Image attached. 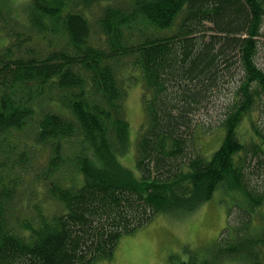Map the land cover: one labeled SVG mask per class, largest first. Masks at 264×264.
<instances>
[{
	"label": "trees",
	"instance_id": "16d2710c",
	"mask_svg": "<svg viewBox=\"0 0 264 264\" xmlns=\"http://www.w3.org/2000/svg\"><path fill=\"white\" fill-rule=\"evenodd\" d=\"M13 13L0 0V264H102L125 234L161 213H192L227 182L255 193L233 216L248 226L240 243L223 242L224 260L264 264V193L251 182L264 165L247 160L248 147L264 156V136L255 127L254 145L237 134L264 111V0H32L28 24ZM126 66L144 85L134 169L118 160L130 133ZM200 127L224 129L208 160ZM207 257L178 264H217L221 253Z\"/></svg>",
	"mask_w": 264,
	"mask_h": 264
},
{
	"label": "rangeland",
	"instance_id": "374dc122",
	"mask_svg": "<svg viewBox=\"0 0 264 264\" xmlns=\"http://www.w3.org/2000/svg\"><path fill=\"white\" fill-rule=\"evenodd\" d=\"M31 1L10 0L13 14L19 19V22L29 23L28 13L31 8ZM15 29H19V27H15ZM2 33L3 31H0V45L5 46L8 44V37ZM32 34L37 33L32 32ZM263 37L264 34L259 38V41ZM255 62L258 67L260 66L264 70V46L262 47L260 44H258ZM122 72L124 76H127V82H129L128 87L126 86L127 91L124 98V106L129 120L130 133L128 144L121 151L118 160L124 167L134 169L136 163V143L146 120L144 85L141 72L138 69L132 66H126ZM238 73L239 69H237V74L234 76L236 77L234 81H229L231 79H228V85L225 91H223L225 93L223 97L218 99V101L212 98L217 101L218 110L221 109L222 104L228 98L230 99V93L235 89L237 79L240 76H238ZM31 125L28 128V132L32 134L33 127ZM255 127L264 136V111L256 109L246 115L241 122L238 135L244 142H247L246 144L258 145L260 143V137L254 130ZM199 129L200 131L196 133V141L201 146L203 157L208 160L219 148L224 137V129L221 127L211 129L200 127ZM186 147L188 148L187 143ZM247 149L253 154L250 157L251 159H247L251 161L253 167L257 166L260 161L261 165H264V156L260 155L263 154L261 151L256 152L252 147H248ZM48 157L49 149L46 148L44 154L39 157L38 164H46ZM103 164H106L105 161ZM101 168L106 170L105 167ZM254 169L256 170L257 168ZM251 178V182L253 181L252 184L259 186L255 191L264 193V189L261 186L264 179L263 169L258 168L251 175ZM114 182L118 181L114 180ZM39 187L44 190L43 183H40ZM224 188L225 192H222ZM244 192L231 188L227 182L225 187L221 185L217 188L212 196L213 200L210 199L203 205L197 206L192 213L175 212L173 215L165 213L158 214L143 226L122 236L116 244L112 256L101 262H103L102 264H178L179 260H187L191 253L196 254L200 258V262H203L208 258V255L220 252L221 257L217 264H223V261L224 264H227L228 260L232 261L235 258L227 257L224 260L226 254L223 252H225L224 250L227 246H223V242L225 240H231L235 243H240L239 240L244 238L243 229L248 226L246 223H237L233 216L243 217V214H247L249 204L250 206L253 205V201H250L247 197L252 199L251 196L255 193L254 189H249ZM235 195L246 198L240 201L234 198ZM263 196L260 198L262 200L259 204L262 205L264 210ZM223 198L227 201H223ZM247 202L249 203L247 204ZM232 220L235 223H232ZM228 227L231 233L228 235L229 237H225L224 235L223 237L221 233L225 232L227 234L225 230ZM192 248L197 251L192 250Z\"/></svg>",
	"mask_w": 264,
	"mask_h": 264
}]
</instances>
